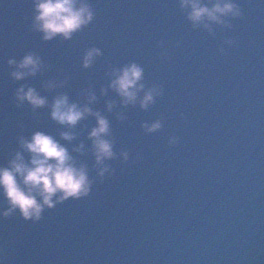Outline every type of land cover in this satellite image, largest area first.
I'll return each mask as SVG.
<instances>
[{
    "label": "water",
    "instance_id": "water-1",
    "mask_svg": "<svg viewBox=\"0 0 264 264\" xmlns=\"http://www.w3.org/2000/svg\"><path fill=\"white\" fill-rule=\"evenodd\" d=\"M238 2L244 15L231 29L213 24L212 35L192 27L179 0H92L91 25L71 40L43 41L31 29L33 0H0V165L19 148L21 134L59 139L49 107L34 118L29 105L14 102L25 81L11 77L7 61L32 50L51 67L27 82L49 103L60 91L80 99V90L94 85L92 106L108 116L116 150L131 155L127 163L110 161L115 174L97 180L88 197L46 210L37 223L19 212L0 217V249L8 254L0 264H264V0ZM91 46L103 56L85 69ZM130 61L164 95L148 110L117 103L109 113L107 101L119 97L100 87L109 83L110 65ZM65 75L64 88L42 86ZM160 118L162 129L146 133L142 124ZM83 123L77 140L61 141L70 150L80 140L91 145L95 117ZM171 136L179 142L170 145ZM80 159L91 169V154ZM6 207L0 194V211Z\"/></svg>",
    "mask_w": 264,
    "mask_h": 264
},
{
    "label": "clouds",
    "instance_id": "clouds-1",
    "mask_svg": "<svg viewBox=\"0 0 264 264\" xmlns=\"http://www.w3.org/2000/svg\"><path fill=\"white\" fill-rule=\"evenodd\" d=\"M33 16L31 29L41 33L43 41L56 38L71 40L85 28L91 25L96 16L92 0H33ZM180 10L194 29L206 30L215 35L213 24L222 29H231L232 20L244 15L238 0H179ZM225 43L234 44L232 38ZM164 42L161 41V47ZM221 52L225 49L221 48ZM103 56L100 47L87 48L82 57V67H92L97 58ZM166 57V52L162 53ZM11 68L10 75L15 81H25L16 88L14 102L18 108L26 104L30 106L34 118L39 117L37 109L50 108V118L59 126V139L52 133L35 131L31 137L21 134L18 137L19 148L12 154L7 165H0V194L6 200L7 207L0 211V217L10 219L17 212L25 221L37 223L43 219L46 210L54 209L69 199L80 200L88 197L97 180L103 182L106 176L114 175L116 169L110 161L122 158L124 163L131 159L130 150H116V139L111 122L107 115L92 105L98 101L90 84L79 92L80 99L73 100L66 91L58 92L49 103L46 95H41L35 86L27 82V78L36 77L51 65L35 50L26 52L19 60L15 57L7 61ZM14 66V67H13ZM109 83L101 85L100 92L107 95L111 89L119 97V101L109 99L107 110L111 113L117 103L148 110L155 105L157 98L164 95V88L159 83L149 85L145 79V69L137 61H130L122 66H109L106 73ZM69 76L57 80L55 77L46 80L43 87L48 91L64 88ZM89 117H95L96 124L87 134L91 145L86 148V142L80 140L79 145H73L71 150L61 141L77 140L81 132L78 130ZM120 121L127 116L116 113ZM163 118L142 124L146 133H155L162 129ZM24 125H21L23 128ZM169 144L175 145L179 137L171 136ZM73 152L79 156L73 155ZM27 154V156H26ZM91 154L94 163L89 167L82 156ZM142 159L137 153L136 160ZM96 172L95 176L91 171ZM0 256L7 261L8 254L0 249Z\"/></svg>",
    "mask_w": 264,
    "mask_h": 264
}]
</instances>
